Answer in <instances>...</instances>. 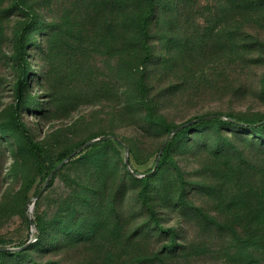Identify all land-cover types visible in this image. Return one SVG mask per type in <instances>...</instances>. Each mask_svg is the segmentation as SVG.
Listing matches in <instances>:
<instances>
[{
    "label": "rangeland",
    "instance_id": "rangeland-1",
    "mask_svg": "<svg viewBox=\"0 0 264 264\" xmlns=\"http://www.w3.org/2000/svg\"><path fill=\"white\" fill-rule=\"evenodd\" d=\"M30 2L40 16L23 45L13 36L22 28L17 14L2 20L0 36V246L20 247L0 252V264H240L242 218L256 199L264 207V130L195 124L156 167L174 136L169 127L209 112L264 116V28L251 27L258 41L247 51L234 47L245 55L236 59L227 56L234 38L223 22L191 23L214 31L203 50L207 40L179 24L181 51L191 41L205 54L165 65L167 40L154 25L148 62L131 68L121 41L51 31L55 21L66 28L65 0ZM16 112L50 164L99 138L62 165L40 197L44 166L26 146ZM108 134L125 146L100 138ZM241 157L259 165L252 178L243 176ZM156 219L175 228L176 241ZM178 244L177 256L162 254Z\"/></svg>",
    "mask_w": 264,
    "mask_h": 264
},
{
    "label": "trees",
    "instance_id": "trees-1",
    "mask_svg": "<svg viewBox=\"0 0 264 264\" xmlns=\"http://www.w3.org/2000/svg\"><path fill=\"white\" fill-rule=\"evenodd\" d=\"M63 5L62 9H64L65 14L61 17V21L65 23L66 28L60 30L61 23L55 21L50 25L52 32H61L64 35L77 34L81 38L97 37L102 34V37H110L111 44L121 41L119 47L122 45V51L129 50L132 54V58L127 62L131 68L145 65L148 62L152 52L151 40L154 36V25L162 26L164 33L161 36L167 40L166 55L169 58L162 60L165 61V65H168V60L176 61L178 57L182 60L186 59L187 56L190 60H199L200 57L204 56L205 53L202 54V50L206 46L208 48L207 42L214 38V31L210 27L191 29V23L210 22L213 18L223 22V31L227 32L231 38H238V40L234 41L233 39L229 42L230 52L227 53V56L236 59L245 56L240 53L241 50L253 49L252 43L254 42L250 43V41H258L257 35L250 31L251 27L264 28V0H65ZM13 14H17L22 20V28L13 32V36L16 37L20 47L23 45V35L36 24L40 13L38 7L30 0H0L1 37L5 35V24L2 20L10 18ZM179 24L187 25L186 33L191 30L197 34L199 39L207 40L206 43L202 42V50L198 48L195 42L188 41L184 44L185 53L181 51V44L177 41L180 38V33L176 31V26ZM238 46L241 50L234 49ZM193 73L195 74V72ZM196 76L197 74L195 78ZM24 82L25 79L21 84ZM21 98L20 87L17 100L20 101ZM193 119L198 120L179 128L174 132V136L168 140L165 148L160 151L156 169L161 168L167 161L171 154V145L174 139L195 124L224 123L247 129L264 130V116L249 119L233 113L209 112ZM190 120L192 119L185 122ZM14 121L30 152L44 166V179H46L58 164H50L47 161L42 145L34 138L24 119L17 112L14 115ZM181 124L169 127V131L173 132ZM117 143L120 147L125 146L120 140ZM75 149L61 154L59 161H63ZM239 167L243 170V176L251 175V178L259 171L258 164L246 163L245 158H242ZM54 177L55 174L50 184L53 183ZM256 205V208L247 212L242 218L243 228L237 236L242 241V247L237 251L241 258L240 264H264V207L262 202L257 199ZM41 222L42 224L38 225L35 232L38 237L42 236L45 231L44 221ZM155 223L162 230L169 231L173 241L177 240L175 228L164 229L159 219H156ZM234 236L236 238V232ZM182 247L181 244L169 246L161 252L165 257L172 258L177 256L176 252ZM12 250L7 249L0 252L13 253ZM226 263L229 264L228 261Z\"/></svg>",
    "mask_w": 264,
    "mask_h": 264
},
{
    "label": "water",
    "instance_id": "water-1",
    "mask_svg": "<svg viewBox=\"0 0 264 264\" xmlns=\"http://www.w3.org/2000/svg\"><path fill=\"white\" fill-rule=\"evenodd\" d=\"M198 119H192V120H190V121H188V122H185V123H183V124H181L180 126H178L173 132H175V131H177L179 128H181V127H183V126H185V125H188V124H190V123H194V122H196ZM117 138L118 140H120L117 136H115V135H111V134H108V135H104V136H102V137H100V138ZM97 139H99V138H95V139H91V140H88V141H86L85 143H83L82 145H80L79 147H77L70 155H68L61 163H59L50 173H49V175H48V177H47V179H46V183H45V186H44V188H43V190L39 193V194H37L36 195V197H40V195L46 190V188H47V186L50 184V181H51V179H52V177H53V175L58 171V169L62 166V165H64L69 159H71V157L74 155V154H76L77 152H79V151H81L85 146H87V145H89L90 143H92L93 141H95V140H97ZM168 140H169V136L165 139V141H164V143H163V145H162V147H161V151L165 148V146H166V144H167V142H168ZM121 141V140H120ZM126 163L128 164V165H130V161H129V156L127 155V157H126ZM131 171L132 172H134L132 169H131ZM27 244H25V245H23L24 247L26 246ZM18 248H20V247H2V246H0V251H2V250H7V249H18Z\"/></svg>",
    "mask_w": 264,
    "mask_h": 264
}]
</instances>
